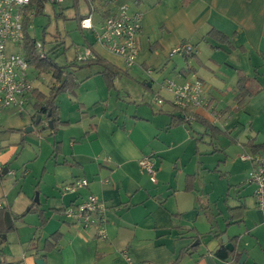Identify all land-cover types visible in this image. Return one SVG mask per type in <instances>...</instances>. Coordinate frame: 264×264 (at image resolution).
Wrapping results in <instances>:
<instances>
[{
    "label": "crops",
    "instance_id": "obj_1",
    "mask_svg": "<svg viewBox=\"0 0 264 264\" xmlns=\"http://www.w3.org/2000/svg\"><path fill=\"white\" fill-rule=\"evenodd\" d=\"M182 1H96L94 12H89L93 29L81 30L84 43L76 44V49L90 45L98 56L137 83L151 91L156 86L165 101L170 98L162 89L166 81L201 80L208 107L195 116L209 122L213 130L195 123L204 127L205 135L210 132L209 144L215 141L213 151H223V146L218 149L216 145L219 138L224 139L218 136L222 134L251 153L249 141L264 143V0H192L186 6ZM123 4L131 14L142 13L139 53L136 64L129 69L119 57L94 41V29ZM211 30L226 36L229 44L209 37ZM181 44L192 46L191 56L172 53ZM99 71L97 67L77 71L79 86L74 92H67V99L62 98L58 104L56 101L60 120L67 124L60 126L55 136L49 135L52 140H46L51 153L54 140L60 142L61 151L56 159H46L35 187L39 203L34 209L43 214L42 227L34 212L27 213L31 207L28 195H20L28 171L21 179L6 177L1 181L4 198L0 208H7L12 214L16 232L14 237L6 236L9 248L7 244L0 246V262L36 264L37 259H43V264H170L181 249L192 247L180 264H239L242 254L246 255L244 264H264V216L257 209L254 186L229 184L227 189L216 191L211 183L217 178L215 174L196 175L185 170L175 173L177 168L171 171V164L176 165L172 151L177 144H173L168 133L178 131L180 126H170L169 113L173 108L169 102L143 117L137 115L141 107L133 111L135 115L127 111L121 119L123 113L117 102L109 106L111 91ZM239 75L246 77L245 85L251 95L240 106L236 100ZM140 98L148 102L142 92ZM212 114L219 116L218 122L212 121ZM141 121L146 123L140 124ZM227 147L230 150L232 146ZM195 148L198 150L199 146ZM143 157L152 158L156 183H151L139 166ZM197 160L203 163L201 158ZM0 161L9 168V160L2 153ZM251 167L250 164L249 169L245 168V182ZM188 175L194 176L193 190L185 192ZM75 179H86L88 186L76 194L63 192L61 186ZM208 181L210 191L206 195L224 199L222 210L218 209L219 201L214 203L221 225L212 212H201L207 206L197 204V192L206 191L204 184ZM229 187L235 189L233 206L227 203ZM90 194L106 204L103 237L98 226L83 229L62 217L64 207L79 203ZM241 204L245 207L242 220L227 225L231 216L228 208ZM23 213L27 215L22 222L13 218ZM55 231L61 233L59 246L43 256L44 243ZM222 232L224 235H220ZM209 235L211 240L206 243ZM224 236L226 242L222 241ZM195 242L197 246H193ZM227 244L234 245L233 254L222 261L214 252Z\"/></svg>",
    "mask_w": 264,
    "mask_h": 264
},
{
    "label": "rangeland",
    "instance_id": "obj_2",
    "mask_svg": "<svg viewBox=\"0 0 264 264\" xmlns=\"http://www.w3.org/2000/svg\"><path fill=\"white\" fill-rule=\"evenodd\" d=\"M89 12L90 7L85 2V0H77L76 6H74V0H64L61 4H50L45 2L44 7L36 13L34 19L31 22L32 29L29 30V35L36 41L44 44V51L49 53L48 57H50V59L57 66L66 68L68 70H73V67L68 68L67 66L69 63L74 61L77 49L81 47L79 46L76 49L75 45L84 43L83 36L85 35L83 31L78 28L76 16L78 14L86 16L89 14ZM87 36L89 39L90 35ZM21 48L23 49L22 45L17 47L7 45V53H22L23 51ZM54 48H56L55 51L50 53V51ZM86 69L89 68H85L83 70ZM28 75L32 80L33 87L42 94L47 95L50 89L56 85V81L53 79L52 73L49 70L44 69L39 71L30 66ZM81 77L82 75L79 76V79H81ZM76 80L78 81L77 78ZM110 91L111 101L109 106L111 105L112 107V105L117 102L118 109H120L123 113L121 115V119L125 116L124 113L130 111V115H133V111L139 107L141 108H139L137 113L138 116L152 113L158 109L153 103V99L159 94L158 91L160 90H158L155 86L153 87V91H151L127 75L123 74L117 77L114 80L113 88L110 89ZM140 92L145 95V98L148 102L142 101L144 100L142 98L138 100ZM67 95V92L60 93L56 98L57 104L62 98L67 99ZM160 95L162 98L163 95ZM35 101L36 100L34 98L30 100V103L26 106L25 112L22 116H20L15 110H10L0 114V153H2L3 157L8 158V166L10 171L16 173L14 178L21 179L22 177H25L23 175L24 172L28 171L29 175L23 180L24 182L22 185V190H20V195H24V193H26L30 199L31 206L33 204L35 205L33 208L38 207V203L35 202L38 191L35 190V187L38 178L40 177L45 166L46 159L50 157L51 153L49 145L50 142L47 143L48 139H51L49 138L50 132L45 128L43 122H41V125L39 126H34V130L32 132H25V128H28L32 124L30 122L31 119L29 116H31V114L34 112L32 105ZM133 101L136 103V105L133 103ZM111 111L112 110H108L110 113ZM159 115L163 116L165 114ZM161 119L163 120L165 118L160 117V120ZM132 120H135L133 122H139L136 119ZM145 123L146 121H141L140 124ZM182 125H179L180 127L178 131H169L168 133V136H170L174 141L173 144H177L174 146L172 151L173 157H176L177 159L174 162L176 165L171 164V171H174L177 168L178 171H175V173L185 170L186 173L194 172L196 175H199V172L215 174L217 178L211 183H213V187L216 189V191H219V189L223 188L227 189L229 184L236 186L241 183H245L246 185L240 186L242 188L250 185L247 182L248 177L246 182L244 178L245 168L248 167L249 169L250 162L241 161V156L249 154V152H244L239 146L237 147V144L230 141L228 136L222 134H218V136H221L224 139L219 138L220 143H216V145H218V149H221L220 147L223 146V151L219 150L218 152H214L213 149L215 147V141L210 143L212 145L209 144V142L212 141L211 134L208 132L205 135L203 133L204 127H202L201 124L191 122V129L189 128V125ZM9 129H21L22 131L10 132L8 131ZM164 135H166V133H164ZM197 139L198 141H196ZM226 141H228L227 146H232L230 150L225 144ZM197 145L199 146L198 150L195 148ZM198 157L199 159L201 158V161L203 162L202 164H199L200 160H197ZM9 178L13 180V177ZM197 180L199 181H197V185H199L202 179L200 177ZM209 182L210 181L204 184L206 191L202 190L197 192L200 193L198 194L200 199H197V204L203 207L207 206L208 208H203L201 212L206 211L208 215H210L212 212L216 222L221 225L222 219L218 214V209L220 208L222 210V201H224V199L217 197L213 198L211 197V194L210 197L206 195L210 191ZM12 185L14 186L13 183ZM230 190V197L228 198L227 203L229 206H233L236 205L234 200L235 189ZM1 193L3 194V187L0 185V200L4 198V196L2 197ZM215 202H218L219 204L218 209L215 207ZM35 214L37 216L39 215L38 213ZM15 232L16 229L8 233V237H14ZM209 239L211 240L210 235L209 237L206 236L205 242L207 243ZM7 243L10 244L9 239L6 240L2 247H5ZM11 246V248H14V245ZM6 247L9 248L10 245L7 244Z\"/></svg>",
    "mask_w": 264,
    "mask_h": 264
},
{
    "label": "built area",
    "instance_id": "obj_3",
    "mask_svg": "<svg viewBox=\"0 0 264 264\" xmlns=\"http://www.w3.org/2000/svg\"><path fill=\"white\" fill-rule=\"evenodd\" d=\"M39 0H0V114L15 110L20 116L25 112L30 103L32 92L35 90L32 80L29 78V62L22 53H7V45L14 47L22 45L24 40L25 22L28 21V29H32L31 22L37 13L36 2ZM44 3L61 4L64 0H42ZM88 4L92 0H85ZM142 13L131 14L127 5L119 7L114 15L106 16L97 29H94L95 44L108 53L119 57L124 67L129 69L136 64L139 53L138 37L141 31ZM82 30H92L91 16L80 21ZM35 49L42 58L41 42L37 41ZM192 46L181 44L175 48L173 54L185 56L191 55ZM96 53L91 47L82 46L77 49L76 62L94 60ZM162 89L170 98L166 100L171 107L179 112L185 121L193 122L195 114L199 110L208 107L204 86L201 80L191 79L181 83L166 81ZM166 101L159 95L153 99V103L162 107ZM212 121L218 122L219 116L212 114ZM44 126L48 124L43 121ZM241 161L250 162L251 170L247 182L254 186V199L257 209L264 216V155L252 153L242 155ZM141 169L149 176L151 183H156V169L151 157H143L139 161ZM7 168V169H6ZM16 173L10 171L0 161V181L6 177H15ZM88 186L86 179H75L61 186L63 192L76 194ZM106 204L94 195H87L85 199L76 204H70L62 209V217L65 221L77 224L83 229L98 226V232L105 235L104 226ZM129 262L130 259L127 257Z\"/></svg>",
    "mask_w": 264,
    "mask_h": 264
},
{
    "label": "trees",
    "instance_id": "obj_4",
    "mask_svg": "<svg viewBox=\"0 0 264 264\" xmlns=\"http://www.w3.org/2000/svg\"><path fill=\"white\" fill-rule=\"evenodd\" d=\"M96 1H99V0H92L91 4L90 3L88 4L86 2L90 7V12H94ZM191 1L192 0H183L182 2H183V5L186 6ZM76 2H77V0H74V6H76ZM36 7H37V12H39L40 9H42L44 7V2L42 0H39L38 2H36ZM82 19H83V17L80 16L79 14L76 16V21L78 23V28L80 30H82L80 28V21ZM28 24H29V22L26 21L25 27H24L25 37H24V40L22 42V47H23L25 57L28 60L29 65L31 67H33L35 70H39V71L44 70V69L49 70L52 73L53 79L56 81V85L50 89V91L47 95L40 93L37 89H35L32 92V97L36 101L32 105L34 112L31 116V123L34 124L36 116L40 115L41 120H40L39 125H41V122L46 121V123L48 125L45 128L49 130V132H50L49 135L53 137L57 134V131H58L60 126L67 124L66 122H62L60 120L59 107L56 104V98L60 93L72 92L73 90H75L79 86V82L76 80V77H75V73L77 71H81L85 68H91V67L99 68L100 69L99 74L104 79L105 84L109 90L113 88L114 80L123 74L126 75V73L122 72L116 66H114L113 64H111L107 60L103 59L102 57L98 56L97 54H96L94 60L81 62V63L76 62V59L74 58V61L69 63L67 66L68 68L73 67V70H68L66 68L59 67L50 59V57H48L49 53L44 51V49H43L44 44L43 43H41V44H42V51H44L45 57L42 58L40 56L39 51H37L35 49V44L37 43V41L35 39L31 38L29 35ZM208 36L215 39L219 43L229 44V39L226 36L222 35L221 33L217 32L215 30L209 31ZM82 46H85V45H82ZM88 47H91V46L89 45ZM55 49L56 48L52 49L50 51V53H53L55 51ZM192 53H191V55H192ZM191 55H189V56H191ZM246 82H247L246 77H244L243 75L238 76V81H237L238 95L236 97L238 106L243 104L247 97L251 96L248 88L245 85ZM172 111L173 112L169 113V116L171 118V122H170L171 127L179 126L182 124L183 125H190L191 124L190 121H185L182 118L181 114L179 112H177L175 109H173ZM49 122L51 123V126H52L51 129L49 128L50 127ZM193 122H199L202 125H204L208 130H210V131L213 130L212 125L209 122L204 121L203 119H201L199 117H195ZM8 131H10V132H18V131L21 132L22 130L9 129ZM60 145H61L60 142H58L57 140L53 141L52 153L50 155V158L56 159L59 156L60 151H61ZM247 146L249 147L250 152L252 154L264 155V143L255 144L253 141H249L247 143ZM63 163L64 164H70L67 161H63ZM193 179H194V176H192V175L191 176L188 175L186 177V186L184 188L185 192H190L193 190ZM0 183H1V181H0ZM34 206L35 205L33 204L27 213H31V212L36 213L37 210L33 208ZM244 210H245V207L242 204L237 205V206L232 207V208L229 207L228 211L231 214V216H230L229 221L227 222V225L240 222L242 220ZM7 211H8L7 208H0V246H3L5 244L6 236L8 235V233H10L11 231L16 229L12 222H11L10 227H7L6 222H5V213H7ZM237 212L240 213L239 216L235 215ZM27 213H23L21 215L13 216V218L17 221L22 222L24 217L27 215ZM38 214H39L38 217H39V220L41 221V227H42L43 222H44V217H43L42 212H40V213L38 212ZM220 235H224V232H222ZM60 239H61V233L60 232L55 231L52 234H50V236L46 239V241L44 243L43 256L46 255L47 253H50L53 250L57 249V247L59 246ZM197 239H199V238H197ZM231 241H233V239ZM233 248H234V245H233ZM191 249H193V248L187 247V248L181 249L180 252L178 253V255L176 256V258L170 264H180L183 257L186 254H188V252ZM232 254H233V252H229L224 245H222L219 249H217L214 252L215 257H217L218 259H220L222 261H226ZM0 255H2L1 250H0ZM0 264H15V263L0 262Z\"/></svg>",
    "mask_w": 264,
    "mask_h": 264
},
{
    "label": "water",
    "instance_id": "obj_5",
    "mask_svg": "<svg viewBox=\"0 0 264 264\" xmlns=\"http://www.w3.org/2000/svg\"><path fill=\"white\" fill-rule=\"evenodd\" d=\"M40 120H41V116L40 115H37L36 116V119H35V122H34V126H38L39 125V123H40ZM50 123V122H49ZM34 126H29L28 128H25V132L26 133H29V132H32L33 130H34ZM49 128L51 129L52 128V126H51V123L49 124ZM7 169V168H6ZM35 202L36 203H39V201H38V195H36V200H35ZM5 222H6V225H7V227H10V225H11V217H10V214H9V212H7V213H5ZM222 241L223 242H226L227 241V239H226V237L224 236L223 238H222ZM198 245V242H195L194 244H193V246H197ZM226 249L229 251V252H233V246L231 245V244H227L226 246ZM245 259H246V255L245 254H242V256H241V258H240V260H239V264H244V261H245ZM36 264H43V259H37L36 260Z\"/></svg>",
    "mask_w": 264,
    "mask_h": 264
},
{
    "label": "flooded vegetation",
    "instance_id": "obj_6",
    "mask_svg": "<svg viewBox=\"0 0 264 264\" xmlns=\"http://www.w3.org/2000/svg\"><path fill=\"white\" fill-rule=\"evenodd\" d=\"M31 125H32V126H34V124H33V123H32Z\"/></svg>",
    "mask_w": 264,
    "mask_h": 264
}]
</instances>
